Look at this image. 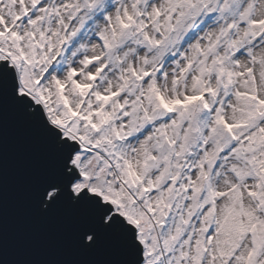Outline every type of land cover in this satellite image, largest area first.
Returning a JSON list of instances; mask_svg holds the SVG:
<instances>
[{"label":"snow or ice","instance_id":"1","mask_svg":"<svg viewBox=\"0 0 264 264\" xmlns=\"http://www.w3.org/2000/svg\"><path fill=\"white\" fill-rule=\"evenodd\" d=\"M0 264H264V0H0Z\"/></svg>","mask_w":264,"mask_h":264}]
</instances>
